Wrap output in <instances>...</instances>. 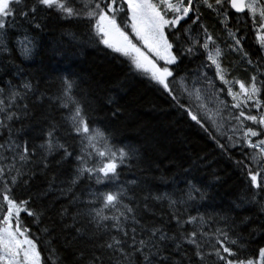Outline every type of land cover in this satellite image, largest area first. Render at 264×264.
Returning a JSON list of instances; mask_svg holds the SVG:
<instances>
[{"label":"snow or ice","instance_id":"obj_1","mask_svg":"<svg viewBox=\"0 0 264 264\" xmlns=\"http://www.w3.org/2000/svg\"><path fill=\"white\" fill-rule=\"evenodd\" d=\"M52 14L67 23L87 21L96 44L128 58L130 70L146 76L223 154L239 148L243 159L234 163L248 185L235 207L256 205L264 215V54L254 59L245 47L251 34L264 51V0H0V65L17 51L31 57L35 33ZM206 14L225 35L205 23ZM229 55L244 65L243 78ZM186 61L199 63L188 68ZM53 84L41 90L20 72L0 81V264H58L51 247L55 224L40 228L45 212L36 207L40 194L31 192L32 182L51 167L49 157L58 167L69 165L68 178L60 181L65 187L58 189L69 207L58 216L62 230L90 242L78 253L82 264H264L257 240L258 233L264 239V222L252 227L254 217H236L231 210L201 213L197 205L207 192L192 168L184 169L183 188L154 194L131 172L139 149L115 142L81 82L61 75ZM44 101L59 118L49 116L27 133L16 127ZM157 204L167 211L159 222L149 218L156 217ZM22 214L50 238L47 261L40 236Z\"/></svg>","mask_w":264,"mask_h":264},{"label":"trees","instance_id":"obj_2","mask_svg":"<svg viewBox=\"0 0 264 264\" xmlns=\"http://www.w3.org/2000/svg\"><path fill=\"white\" fill-rule=\"evenodd\" d=\"M205 23L215 27L218 35H225L211 15L206 14ZM35 35L36 52L31 57L24 58L17 51L9 58V62L0 65V81L11 79L20 72L27 78L38 81L43 90L54 87L53 82L61 75L78 79L86 98L95 109L94 115L107 124L115 142L121 146L131 144L139 149V163L131 172L141 178L144 187L150 188L154 194L169 192L175 187L183 188L184 169L192 168L198 185H203L207 192V199L197 205L201 213L224 214L231 210L230 214L236 217H254L257 223H253L252 227H258L260 222H264L259 206L235 207L240 204V197L248 185L242 170L234 163V160L243 159L240 149L230 152L231 159L229 155L223 154L208 134L191 121L190 117L185 116L182 110L176 109L166 95L149 83L146 76L134 74L130 70L128 58L113 55L111 49L96 44L91 38L87 21L67 23L52 14L45 19L44 30ZM253 39L249 34L245 47L254 53L255 59L262 55V51ZM228 59L238 65L236 74L243 78L246 74L239 70L244 67L240 64L239 57L229 55ZM185 63L188 68H195L199 61ZM117 110V115L113 116L112 113ZM60 115L47 101L37 102L32 106L30 118L16 127H23L27 133L33 127L43 125L47 117L59 118ZM221 143L225 141L221 140ZM49 164L51 167L31 184V192L41 196L35 202L36 207L45 212L40 228L55 224L56 232L53 235L57 239L52 240L51 247L57 250L58 264H82L78 253L91 247V244L87 239H74L76 234L73 231L62 230L58 216L61 208L69 207V199L58 190L65 187L60 181L68 178L69 165L58 167L51 157ZM135 176L129 173L128 178ZM52 177H57V180L53 189L49 190ZM73 210L70 208V211ZM152 211L156 213V217L149 218L156 222H159L161 213L167 215L165 207L160 204L152 205ZM21 218L35 235L40 236L37 243L47 261V240L50 238L40 233L32 218L25 214ZM63 223L71 224L72 221L65 219ZM257 240L259 246H264V239L260 238L259 233ZM52 259L56 260L57 256Z\"/></svg>","mask_w":264,"mask_h":264},{"label":"rangeland","instance_id":"obj_3","mask_svg":"<svg viewBox=\"0 0 264 264\" xmlns=\"http://www.w3.org/2000/svg\"><path fill=\"white\" fill-rule=\"evenodd\" d=\"M209 77H212V73H208ZM222 99H226L228 100L229 102H231V98L230 97H221Z\"/></svg>","mask_w":264,"mask_h":264},{"label":"flooded vegetation","instance_id":"obj_4","mask_svg":"<svg viewBox=\"0 0 264 264\" xmlns=\"http://www.w3.org/2000/svg\"><path fill=\"white\" fill-rule=\"evenodd\" d=\"M253 40H254L256 46L259 48V45L256 43L255 39H253ZM259 49H260V48H259ZM262 52H264V51H262Z\"/></svg>","mask_w":264,"mask_h":264}]
</instances>
